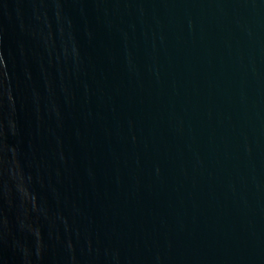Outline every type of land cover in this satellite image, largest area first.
I'll return each mask as SVG.
<instances>
[{
	"label": "water",
	"instance_id": "95a60500",
	"mask_svg": "<svg viewBox=\"0 0 264 264\" xmlns=\"http://www.w3.org/2000/svg\"><path fill=\"white\" fill-rule=\"evenodd\" d=\"M0 264H264V0H0Z\"/></svg>",
	"mask_w": 264,
	"mask_h": 264
}]
</instances>
